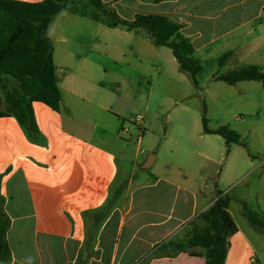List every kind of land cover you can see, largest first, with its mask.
Returning <instances> with one entry per match:
<instances>
[{"label": "crops", "instance_id": "crops-1", "mask_svg": "<svg viewBox=\"0 0 264 264\" xmlns=\"http://www.w3.org/2000/svg\"><path fill=\"white\" fill-rule=\"evenodd\" d=\"M101 2L125 19L168 16L181 25L193 56L201 50L209 55L225 50L230 52L223 62L226 68L244 67L238 65L243 58L264 68V0ZM83 21L100 22L61 10L49 24L60 101L57 110L31 102L41 140L31 141L14 116L0 117L7 264H205L202 246L176 248L201 226L198 215L217 194L205 193V184L195 185L185 174L188 182H179L181 174L170 169L151 168L149 177L136 185L132 168L120 177L118 157L124 153L115 114L93 102L98 85L85 65L87 56L73 45L82 47L84 36L96 34L97 26H80ZM117 188L122 189L118 198L102 221L94 223L98 208ZM229 204L230 199L226 210L237 230L227 238L223 264H262L253 237L258 239L264 229L244 215L242 204L236 213ZM186 225L191 229L185 238L176 237Z\"/></svg>", "mask_w": 264, "mask_h": 264}, {"label": "rangeland", "instance_id": "rangeland-1", "mask_svg": "<svg viewBox=\"0 0 264 264\" xmlns=\"http://www.w3.org/2000/svg\"><path fill=\"white\" fill-rule=\"evenodd\" d=\"M92 23L80 26H97L96 34L84 36L82 47L73 45L87 56L85 65L98 85L93 102L115 114L124 153L118 157L120 177L132 168L136 185L149 177L151 168L170 169L181 174L179 182L205 184V193L220 190L233 213L239 212L240 203L264 217V84L244 80L230 85L215 79L231 69L219 62L225 50L194 54L201 68L193 81L179 69L170 48L153 45L144 32ZM248 64V58L238 62ZM202 118L209 129L227 125L243 143L226 145L220 135L204 132ZM148 154L155 159L145 169ZM190 229L186 225L176 237L184 239ZM261 232L253 241L264 264Z\"/></svg>", "mask_w": 264, "mask_h": 264}, {"label": "trees", "instance_id": "trees-1", "mask_svg": "<svg viewBox=\"0 0 264 264\" xmlns=\"http://www.w3.org/2000/svg\"><path fill=\"white\" fill-rule=\"evenodd\" d=\"M61 10L87 16L108 27L122 26L128 31L144 32L153 45L169 47L179 69L195 81L201 66L193 56V46L180 32L181 25L166 15L136 14L132 19H125L106 8L101 0H0V117L14 116L31 141L41 140L31 102L38 100L53 109H59L60 91L47 33L51 19ZM229 53L221 54L220 64H223ZM215 79L230 85L244 80H257L264 84V68L249 64L218 74ZM202 126L204 132L220 135L226 145L243 143L240 135L227 125L209 129L205 118H202ZM121 191V188H117L98 208L94 223L102 221ZM216 194L215 201L198 215L201 226L196 227L187 239V245L204 248L205 264H223L227 238L237 230L226 210L228 196L220 190H216ZM243 213L252 223L264 229V217L250 211L245 205ZM8 227L9 220L0 196V264L9 261L6 241ZM185 245L178 243L176 251L182 250Z\"/></svg>", "mask_w": 264, "mask_h": 264}, {"label": "water", "instance_id": "water-1", "mask_svg": "<svg viewBox=\"0 0 264 264\" xmlns=\"http://www.w3.org/2000/svg\"><path fill=\"white\" fill-rule=\"evenodd\" d=\"M152 161H153V155L149 154L147 156L145 162L142 164V167L145 168V169L148 168L151 165Z\"/></svg>", "mask_w": 264, "mask_h": 264}, {"label": "built area", "instance_id": "built-area-1", "mask_svg": "<svg viewBox=\"0 0 264 264\" xmlns=\"http://www.w3.org/2000/svg\"><path fill=\"white\" fill-rule=\"evenodd\" d=\"M140 118H141V116H140V115H138V116H137V119H140Z\"/></svg>", "mask_w": 264, "mask_h": 264}]
</instances>
